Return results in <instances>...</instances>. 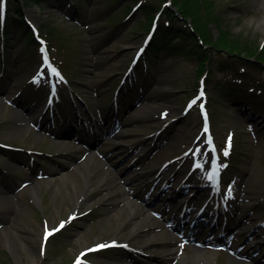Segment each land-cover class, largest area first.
<instances>
[{
  "label": "rangeland",
  "instance_id": "1",
  "mask_svg": "<svg viewBox=\"0 0 264 264\" xmlns=\"http://www.w3.org/2000/svg\"><path fill=\"white\" fill-rule=\"evenodd\" d=\"M215 1L232 34L256 45L264 40V0ZM14 2L29 21L46 22V32L57 26L64 48L53 58L68 84L59 82L57 100L48 104L50 84L40 54L16 25H9L0 45V264H70L84 247L112 238L117 241L108 248L85 255L86 263L181 264V255L190 258L197 250L211 255L209 264L254 256L256 264L264 263V102L236 104L234 91L220 89L211 78L205 81L220 165H226L218 187L212 174L204 177L196 166L197 160L211 163L201 141H193L197 114L180 111L198 81L195 59L159 55L147 67L129 68L145 30L137 0H62L53 8L13 0L11 15L19 17L12 12ZM222 54L215 51L214 59ZM248 72L264 76L260 70ZM215 74L218 81L226 73ZM82 100L90 101L88 108ZM229 138L233 145L225 156ZM231 191L237 199L229 198ZM126 198L137 204L132 205L136 213L128 215ZM219 199L235 206L229 222L237 224L235 233L230 227L231 233L217 237L220 228H228L219 223L213 229L184 228L181 212L220 210ZM58 228L45 239L47 231ZM253 228L257 235L250 233ZM166 230L179 238L175 257L161 256L168 237L154 238Z\"/></svg>",
  "mask_w": 264,
  "mask_h": 264
},
{
  "label": "trees",
  "instance_id": "2",
  "mask_svg": "<svg viewBox=\"0 0 264 264\" xmlns=\"http://www.w3.org/2000/svg\"><path fill=\"white\" fill-rule=\"evenodd\" d=\"M23 1L41 5L52 0ZM9 2L13 3V1ZM171 2L175 10L168 7L163 9V21L159 23L147 47L148 56L151 58L159 54L193 56L198 59V71L205 68L204 63L208 64L209 76L212 75L213 69L223 71L238 69L237 66H247L251 62L247 57H254L252 63L264 70V45L259 49L258 45L252 44V41L240 39L232 34L215 0H171ZM14 5L18 7L16 2ZM146 8L151 10L154 7L148 4L145 5ZM146 17H150L149 12ZM213 27L218 29L217 35L212 33ZM215 51H222L224 53L222 58L215 60ZM232 56L238 57L237 62L230 60ZM239 74L242 75L244 72ZM222 85L225 90L227 88L240 90L241 98H249L252 94L236 81H224ZM257 85L264 90L262 83Z\"/></svg>",
  "mask_w": 264,
  "mask_h": 264
},
{
  "label": "bare ground",
  "instance_id": "3",
  "mask_svg": "<svg viewBox=\"0 0 264 264\" xmlns=\"http://www.w3.org/2000/svg\"><path fill=\"white\" fill-rule=\"evenodd\" d=\"M36 110H37V102L34 105H32V107H31V113H32L33 116L36 115ZM22 119H23V117H22ZM120 134L121 133L118 132L116 135L119 136ZM91 155H92L91 158H89L90 161H95L97 159L96 156L94 154H91ZM87 164L88 163H85L83 167L87 168V166H88ZM31 186H32L31 189L33 190V193L35 192V190L37 192V190H38L37 182L36 183L34 182ZM122 190L124 192H126V190L124 188H122ZM153 198L156 199V200H159L158 199L159 197H158L157 194H154L153 195ZM126 199H127V207H128L127 209H129L128 215H132V214L136 213V210L134 208H132V205H137V204L133 203L128 198H126ZM180 217H184V216L182 215ZM145 218L147 219V223L153 222V218L151 217L150 214H148V213L145 214ZM184 224H185L184 225V228L187 229V227H186L187 223L184 222ZM147 225H148V227L152 228L154 226V223H149ZM193 228L194 227H192L191 229H193ZM244 228H246V227H244ZM121 229H122V223H121V225L118 226V229L116 230V232L119 233L121 231ZM254 230L255 229L253 228L252 231H254ZM250 233H253L254 235L256 234V232H250ZM4 234H5L6 237H8L7 236V231H5ZM162 234H161L162 236L160 235L161 237L160 236H156V235L154 236L153 235L155 239H163L164 240L165 238L168 237L167 241H164L168 245L167 246L168 247L167 248V252H166V254L161 255L162 258H166V255H173V257H175L176 254L174 252L173 246L176 245V241H178L179 238L177 236H175L169 230L164 231ZM8 241H9V239H8ZM179 259H180L179 262L181 264H199L198 261H201L202 264H209L210 263V259H211V255H205L201 251L197 250V251H195L192 254V256L190 258H187V256L185 254H183V255L180 256ZM234 261H235L236 264H256V262H257V256L251 257L248 260H244V259H241L240 258V259H237V260L235 259ZM261 264H264V263H261Z\"/></svg>",
  "mask_w": 264,
  "mask_h": 264
},
{
  "label": "snow or ice",
  "instance_id": "4",
  "mask_svg": "<svg viewBox=\"0 0 264 264\" xmlns=\"http://www.w3.org/2000/svg\"><path fill=\"white\" fill-rule=\"evenodd\" d=\"M2 19H3V15H2V11H0V21H2ZM201 95H203V93H201ZM205 131H207V128H205ZM230 140H231V138H229V147H230ZM209 143H211V140H210V139H209ZM212 151L214 152L215 149L213 148ZM224 155L227 156V155H228V152L225 151ZM213 165H214V167H215V165H216V159H215V157H213ZM221 167H226V165H221ZM213 175H215V173H213ZM209 178H212V177L210 176ZM63 226H64V224H63V222H62L61 225H60L59 227L62 228ZM56 230H59V228L56 229ZM51 234H52L51 232H46V237H45V239H47V236H49V235H51ZM106 246H107V245H101L100 247H106ZM90 251H92V250H90ZM77 264H79V261H77Z\"/></svg>",
  "mask_w": 264,
  "mask_h": 264
}]
</instances>
